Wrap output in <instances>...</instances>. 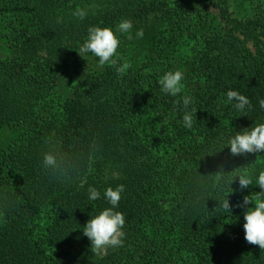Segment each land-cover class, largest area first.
<instances>
[{"label": "trees", "instance_id": "obj_1", "mask_svg": "<svg viewBox=\"0 0 264 264\" xmlns=\"http://www.w3.org/2000/svg\"><path fill=\"white\" fill-rule=\"evenodd\" d=\"M122 19L133 28L118 33L121 76L78 51L90 27ZM178 69L172 96L159 81ZM229 90L251 107L225 103ZM262 98L264 0H0V264H264L243 227L245 196L264 191V152L228 146L264 123ZM245 172L253 184L241 189ZM121 184L124 243L94 255L84 225Z\"/></svg>", "mask_w": 264, "mask_h": 264}, {"label": "clouds", "instance_id": "obj_2", "mask_svg": "<svg viewBox=\"0 0 264 264\" xmlns=\"http://www.w3.org/2000/svg\"><path fill=\"white\" fill-rule=\"evenodd\" d=\"M73 15L80 20H83L88 15L87 9L77 8ZM133 28L131 19H122L115 29L112 27L93 26L88 29V37L84 44L79 49V54L84 57L86 53H93L99 58V64H109L116 67L117 73L124 75L130 64L125 62L117 66V59L114 57L120 46V37L118 33H129ZM137 37H143V30L136 33ZM131 35L128 39H131ZM184 80V73L181 70L168 71L159 81L162 90L172 96L181 93L183 89L182 81ZM225 103H234V107L238 110L244 111L251 107V101L246 96L236 90H229L227 92V99ZM191 103V97H183V104L185 108ZM261 108H264V98L259 100ZM197 113L198 110L193 109ZM184 126L191 128L193 124V116L190 112H185L183 116ZM228 146H230L231 154L241 155L247 153L264 152V123L256 124L254 127L245 128L243 131L237 132L232 137ZM43 166L45 169L56 170L59 167L58 156L54 151H48L44 154ZM220 173V172H218ZM240 188H246L253 184L252 177L248 173L238 175ZM220 177L218 176L217 179ZM237 178V177H236ZM235 178V179H236ZM232 181V183L235 181ZM231 183V184H232ZM256 184L264 189V171H260ZM125 190L123 184L113 188L108 187L104 193L105 198L109 201L112 207L105 208L95 217H92L83 228V234L91 241V251L94 255L103 256L107 254L109 248L120 247L124 243L125 232L123 228L126 223L125 214L122 211L115 210L121 200V194ZM89 199L96 200L101 193L95 187H89ZM232 189L231 192H233ZM261 193L256 195L251 194L245 196L243 204L247 205L254 201V206L250 207L245 215L244 231L245 240L249 244L258 245L261 250H264V198H261ZM223 208L232 211V206L228 198L223 203Z\"/></svg>", "mask_w": 264, "mask_h": 264}, {"label": "rangeland", "instance_id": "obj_3", "mask_svg": "<svg viewBox=\"0 0 264 264\" xmlns=\"http://www.w3.org/2000/svg\"><path fill=\"white\" fill-rule=\"evenodd\" d=\"M187 44H188V43H186V41H183V42L181 43V45H182V53H181V54H184V53H186V52L188 51V46H187Z\"/></svg>", "mask_w": 264, "mask_h": 264}]
</instances>
